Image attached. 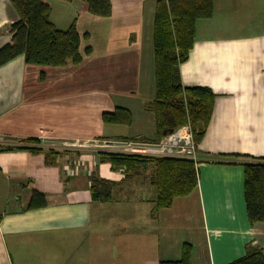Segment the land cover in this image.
Listing matches in <instances>:
<instances>
[{
	"label": "crops",
	"instance_id": "obj_1",
	"mask_svg": "<svg viewBox=\"0 0 264 264\" xmlns=\"http://www.w3.org/2000/svg\"><path fill=\"white\" fill-rule=\"evenodd\" d=\"M42 1L57 29L74 24L82 61L48 68L28 65L20 55L0 65V146L31 139L58 146L155 140L147 105L155 92L157 0H110L106 18L81 12L77 0ZM242 1L213 0V15L256 7L260 16L244 17L234 27L227 23L226 31L200 30L205 21H197L193 47L179 66L183 87L215 95L197 144L196 189L157 210L150 176L139 171L125 177L100 163L94 150L57 146L48 166L43 153L2 151L0 264H159L178 260L184 243L191 246L190 264H228L249 246L264 258V223L249 225L246 217L243 167L214 160L264 158V0ZM18 18L10 2L0 0V48L11 43L9 27ZM116 108L129 112V126L102 121ZM91 174L114 183L108 201L92 199ZM33 191L43 194L46 205L27 210Z\"/></svg>",
	"mask_w": 264,
	"mask_h": 264
},
{
	"label": "trees",
	"instance_id": "obj_2",
	"mask_svg": "<svg viewBox=\"0 0 264 264\" xmlns=\"http://www.w3.org/2000/svg\"><path fill=\"white\" fill-rule=\"evenodd\" d=\"M18 15L10 25L11 43L0 48V65L22 55L28 65L60 68L67 64L79 65L80 37L74 24L66 30L57 29L49 20L50 8L42 0H8ZM72 2L73 0H62ZM81 12L95 17L111 15L110 0H77ZM213 13V0H157L153 21V58L155 92L147 105L155 120L158 141L163 131L189 125L196 144H199L210 120L215 95L203 87L185 88L181 85L179 66L185 62L195 41L197 21L208 19ZM90 53V48L85 49ZM39 77L43 79V74ZM102 121L111 125L131 124L129 112L116 108L113 113L102 114ZM123 140V139H116ZM125 140V139H124ZM40 140L20 141L14 146H0V152L27 150L32 154L43 153L45 165L53 164L57 154L40 147ZM99 162L110 165L111 170H122L125 177L138 173L142 168L153 167L150 184L155 189V208L165 209L172 201L190 195L197 187V168L193 161L175 158H150L98 153ZM215 162L233 164L239 162L244 171L243 197L249 225L264 223V158L252 159L241 155H216ZM93 200L106 202L110 199L114 183L95 174L89 177ZM46 205L43 194L33 191L27 210ZM191 246L184 243L181 256L176 261L159 264H190ZM228 264H264L257 247H247L245 255Z\"/></svg>",
	"mask_w": 264,
	"mask_h": 264
},
{
	"label": "built area",
	"instance_id": "obj_3",
	"mask_svg": "<svg viewBox=\"0 0 264 264\" xmlns=\"http://www.w3.org/2000/svg\"><path fill=\"white\" fill-rule=\"evenodd\" d=\"M93 142L97 144L95 146L99 147V151L103 152L150 158L186 159L193 161L196 167L199 162L197 145L193 139L189 125H183L173 129L171 133L162 136L158 141L123 139L97 140ZM74 144L78 147L84 146L76 142ZM66 170L73 172L71 169L66 168Z\"/></svg>",
	"mask_w": 264,
	"mask_h": 264
},
{
	"label": "rangeland",
	"instance_id": "obj_4",
	"mask_svg": "<svg viewBox=\"0 0 264 264\" xmlns=\"http://www.w3.org/2000/svg\"><path fill=\"white\" fill-rule=\"evenodd\" d=\"M242 2L246 3V1H244V0ZM255 8L256 7H254V9ZM254 9H253V7H251L245 13L232 11V12H229L228 15H227V13L222 14V12H216L214 15L212 13L210 18L201 20V21H205V22H202L204 24H200L201 25L200 30H201V27H204V25H205L207 27H210V26L215 27V29H218L219 31H226V29H228V26L226 25L227 23H229V25L231 24L234 27V25L242 23L243 22L242 18H244V17H247V18L248 17H257L258 18L260 16V13H262V12H259L260 10L258 11L256 9H255V11H257V12H254ZM200 30H199V34L202 33V31H200ZM81 145H84V146L78 147L76 144L68 143V142L67 143H61L59 146L57 144H53V143L47 144V143L40 142L41 148H43L45 150L50 149V150L54 151V153H56V154H58L56 152L57 146L60 147L64 151L65 150H71V151L74 150V151H78V152L81 151L82 152V150H94L96 156H98L99 152H103V151H99L100 149H99V147L95 146V145H97V144H95V142H89V143H85V144L82 143ZM197 157H198V155H197ZM79 166L80 165L77 164L76 168L78 169ZM67 167H69V166H67ZM68 169H70V168H68ZM118 171H122V170H118ZM152 172H153V167L151 165H148V166H146L140 170L141 176L144 175V177L151 176Z\"/></svg>",
	"mask_w": 264,
	"mask_h": 264
},
{
	"label": "water",
	"instance_id": "obj_5",
	"mask_svg": "<svg viewBox=\"0 0 264 264\" xmlns=\"http://www.w3.org/2000/svg\"><path fill=\"white\" fill-rule=\"evenodd\" d=\"M171 132H172V130L163 131L162 135L165 136L166 134L171 133Z\"/></svg>",
	"mask_w": 264,
	"mask_h": 264
}]
</instances>
